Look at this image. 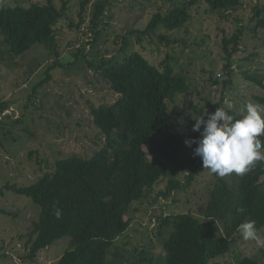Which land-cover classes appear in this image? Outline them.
Masks as SVG:
<instances>
[{
    "label": "rangeland",
    "instance_id": "obj_1",
    "mask_svg": "<svg viewBox=\"0 0 264 264\" xmlns=\"http://www.w3.org/2000/svg\"><path fill=\"white\" fill-rule=\"evenodd\" d=\"M108 1L104 17L92 31L88 30L91 17L78 34L64 25L57 49L47 50L36 44L24 55L10 57L0 43V108L8 105L0 112V189L7 184L31 186L50 173L57 160L70 156L89 159L103 147L104 139L92 123L90 113L94 107L114 102L116 95L92 67L101 61H121L138 52L150 64L161 68L169 56L167 63L174 75L185 77L190 87L188 97L179 96L170 105L175 120L168 130L184 136L178 169L172 162L167 163V176L146 198L131 205L130 226L111 247L106 263L165 264L161 246L172 229L168 224L162 226L161 219L190 213L205 222L208 192L216 180L222 178L233 187L238 179L234 173L219 177L202 167L195 179L188 182L190 176L182 166L189 161L202 165V160L194 157L196 145L187 147L185 140L200 138L199 133L192 131L194 119L205 111L208 113L214 105L236 111L242 117L248 102L264 107L256 100L264 97V90L253 82L261 79L264 83V45L260 32L244 34L239 52L231 60L230 74L224 70L227 62L222 50V39L232 36L240 26L247 27L256 7L264 17V0H241L240 6L228 11L197 6L191 9L184 28L170 33L158 28L143 37L128 33L144 29L153 14H166L185 0ZM35 2L44 0H5L10 7H28ZM56 3L60 6L58 0ZM78 3L72 0L66 12L75 20ZM94 3L95 0L91 2L92 8ZM160 34L181 40L182 44L167 45L159 40ZM118 36L126 37V48L116 41ZM87 61L93 65L89 66ZM186 102L196 108L184 113ZM143 141L147 151L151 139ZM257 167L264 168V161L257 162L254 168ZM171 180L178 181L181 187L163 197L160 194ZM2 194L0 264H56L69 248L70 238L55 241L33 261L24 259L28 251L26 238L39 208L25 196L7 190ZM218 227V236H223L222 224L218 223ZM259 233L264 236V227ZM247 258L264 264V248L244 241L238 231L230 238L229 252L210 264H241Z\"/></svg>",
    "mask_w": 264,
    "mask_h": 264
},
{
    "label": "trees",
    "instance_id": "obj_2",
    "mask_svg": "<svg viewBox=\"0 0 264 264\" xmlns=\"http://www.w3.org/2000/svg\"><path fill=\"white\" fill-rule=\"evenodd\" d=\"M58 1L60 6L56 0H44L28 7H10L0 0V43L10 57L24 55L36 44L47 50L57 49L64 25L78 34L88 17V30L92 31L109 4L108 0H95L92 8L93 0H78L75 20L66 15L72 0ZM240 4L241 0H185L166 14H153L144 29L128 34L149 36L158 28L170 33L187 25L194 7L204 5L211 11H228ZM257 32L264 45V17L256 7L247 27L240 26L232 36L222 39L226 73L230 74L231 60L239 52L244 34ZM125 38H116L123 48L128 45ZM158 38L167 45L182 44L165 34ZM168 59L166 56L158 68L140 53L132 52L121 61H101L92 67L116 95L111 104L91 109L92 123L104 139L103 147L89 159L70 156L57 160L52 171L31 186L7 184L0 189V195L4 190L14 192L29 198L39 208L26 238L28 251L24 259L33 261L55 241L69 237V248L56 264H106L111 247L130 226L131 205L146 198L167 176V163L172 162L178 169L184 136L168 130L175 120L170 105L179 96L188 97L190 87L185 77L174 75ZM87 63L93 65L91 61ZM253 80L264 90L261 79ZM221 86L224 89L226 84ZM256 100L264 105V97ZM7 106L0 108V112ZM195 108L186 102L183 112ZM217 108L212 106L208 113ZM225 111L242 118L236 111ZM146 139H151L147 151L143 141ZM201 169L202 165H194L193 161L182 166L190 176L188 182ZM235 176V186L218 178L209 190L205 222L190 213L161 219L162 226L168 224L172 229L161 246L165 264H210L229 252L230 238L237 234L240 223L254 220L258 230L264 227V168ZM180 187L178 181L171 180L160 195L167 197ZM56 209L61 211L59 219ZM218 223L223 226V236H218ZM241 264L259 263L247 258Z\"/></svg>",
    "mask_w": 264,
    "mask_h": 264
},
{
    "label": "clouds",
    "instance_id": "obj_3",
    "mask_svg": "<svg viewBox=\"0 0 264 264\" xmlns=\"http://www.w3.org/2000/svg\"><path fill=\"white\" fill-rule=\"evenodd\" d=\"M231 108V104L228 105ZM207 116V119L204 117ZM192 131L200 134L198 139H186L185 145L192 147L194 157L202 160V167L210 173L224 177L231 174L243 176L264 161V107L254 102L245 105V115L237 119L224 108L194 119ZM242 211V210H241ZM57 219L61 211L55 210ZM238 231L244 241H252L257 248H264L254 220L239 224Z\"/></svg>",
    "mask_w": 264,
    "mask_h": 264
}]
</instances>
